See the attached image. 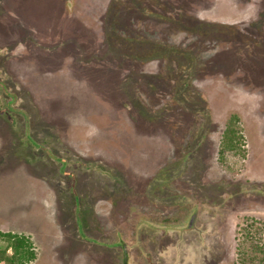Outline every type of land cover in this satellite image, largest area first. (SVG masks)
I'll use <instances>...</instances> for the list:
<instances>
[{
    "label": "rangeland",
    "instance_id": "1",
    "mask_svg": "<svg viewBox=\"0 0 264 264\" xmlns=\"http://www.w3.org/2000/svg\"><path fill=\"white\" fill-rule=\"evenodd\" d=\"M110 1L0 0L28 113L0 114V231L32 238L28 264H237L242 229L264 227V0H159L205 22L135 13L134 61L107 53ZM232 120L247 155L222 162ZM41 139L96 168L64 175Z\"/></svg>",
    "mask_w": 264,
    "mask_h": 264
},
{
    "label": "trees",
    "instance_id": "2",
    "mask_svg": "<svg viewBox=\"0 0 264 264\" xmlns=\"http://www.w3.org/2000/svg\"><path fill=\"white\" fill-rule=\"evenodd\" d=\"M156 3H160L161 5H163H159V7L163 8L164 13L167 15V18L160 15L158 11L155 12V10L153 9V4ZM137 12L158 17L162 16L161 18H163L164 20L181 27H185V25L183 24L185 22L189 23V20L191 19L193 22H191L193 26L189 28L185 27L189 30H201L202 26H199V24H203L205 22L199 21L197 18H193L192 16L188 15L184 10V6H182L181 4L176 5L168 1L161 2L159 0H111L104 16L106 35L105 39L106 44L108 45V54H111L114 57L116 56V58L123 57L120 60L127 59L134 61L138 58L136 57L137 52H134L135 49L130 44H126L124 41V38L131 34V32H137L136 24L135 22H133L134 20L131 19V17L134 16V14ZM128 19L131 20L127 21ZM197 24L199 28L196 27ZM136 38H139L140 40H142L141 42L144 43L149 42L158 54L165 52V54L162 55H166L165 57H167L168 60L171 57L173 51L178 53L182 50L185 51V49L169 46L167 44H161L155 41H150L141 36L139 33ZM116 48L121 51V54L116 53ZM3 50L4 49L0 50V114L7 118L12 123V126L16 128L18 127L20 129L24 125L22 120L20 121V119L16 118V116L20 115L23 112L26 115L25 119H27V109L24 105V100H22L26 97V91H21L17 88H14V80H12L11 76L8 74L6 68L4 67V64L7 62V54L1 52ZM130 75H127L125 79L130 78ZM136 101L137 100H135V103ZM182 104L184 105L185 103L183 102ZM205 112L207 114H210L207 110ZM233 118L237 120V116H234ZM232 123L233 124H229L227 126L224 132L225 137L227 138V136L229 135V139L231 140L225 141V137L223 136V148L220 152L222 162H226V155L230 151L244 157L247 155L244 135L240 132L237 126L234 125V120H232ZM27 125L30 127L28 122ZM51 147L52 146L49 142H46L45 139H41V148H43L47 152L46 153L41 149V157H47L50 154L51 156H53L51 157L52 160H60V162L64 165L62 170L64 175L68 174L73 177V170L75 168H96V166H94V164L96 165V163H94L93 160L78 158L76 155L73 156L72 154H69V156L71 157H67L61 152L51 153ZM71 164L75 166L73 167L71 166ZM68 166L71 168L67 170L66 168H68ZM249 185L251 184H249L248 182V187ZM241 186L239 190H243ZM256 187H258L259 193L264 194L263 184L260 186L256 185ZM180 201L182 202L183 199ZM189 202H191L190 204H192L191 198ZM262 235H264V227H244L242 229V237H240V241L238 243L237 264H264V238L262 237ZM0 245V263L3 264H28L37 256V251L32 238L25 234H19L11 231H0ZM10 248L12 250L11 253L8 252Z\"/></svg>",
    "mask_w": 264,
    "mask_h": 264
}]
</instances>
